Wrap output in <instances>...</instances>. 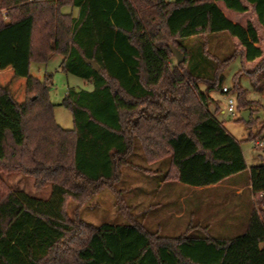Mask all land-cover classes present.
<instances>
[{"label": "trees", "instance_id": "obj_1", "mask_svg": "<svg viewBox=\"0 0 264 264\" xmlns=\"http://www.w3.org/2000/svg\"><path fill=\"white\" fill-rule=\"evenodd\" d=\"M257 23L264 28V0H0V172L31 175L37 189L54 184L44 201L4 192L0 177V264H264V211L256 206L234 238H167L130 218L92 225L66 210L70 198L85 202L104 187L125 207L115 184L135 140L151 162L170 157L166 181L203 188L249 171L254 204H264V162L249 168L241 142L207 109L237 56L264 98ZM223 31L240 49L201 76L184 41ZM170 42L186 55L182 63H171ZM59 54L65 72L93 84L63 97L72 129L54 115L51 75L41 80L31 68ZM240 77L238 107L250 109Z\"/></svg>", "mask_w": 264, "mask_h": 264}, {"label": "rangeland", "instance_id": "obj_2", "mask_svg": "<svg viewBox=\"0 0 264 264\" xmlns=\"http://www.w3.org/2000/svg\"><path fill=\"white\" fill-rule=\"evenodd\" d=\"M62 11L78 14V9L71 6L63 7ZM257 27L261 31L264 46V28L258 23ZM184 43L191 48L188 57L190 64L195 65L196 71L201 76L207 77H211L214 69L219 65L224 66V62L236 55L240 49L235 39L226 31L212 33L209 36L192 37L185 39ZM61 61L62 55H57L47 63L33 62L31 68L32 73L41 80H44L46 75H51L50 99L56 105L54 115L60 125L72 129L73 115L61 105L63 97L71 87L91 90L92 82L65 72L60 67ZM171 63L173 65L178 63L173 55ZM254 66L249 65L247 68ZM239 74L240 85L246 90L247 99H251L253 104L250 109L238 107V115L233 117L228 113L227 100L228 97H233L238 105L234 83ZM224 76L225 82L222 86H227L231 90L230 95L222 93L221 88L212 91L219 106L216 116L234 138L241 142L248 164L251 167L261 164L264 162V131L260 133L264 127V98L254 90L251 79L243 73L239 56L225 69ZM200 87L205 89L206 85L202 83ZM247 110H251L250 120L253 119L250 125L242 119V113ZM127 161L129 163L122 168V179L115 184L117 190L123 192L124 210L120 208L119 200L112 190L104 187L85 202L78 203L70 198L66 210L71 220L82 219L92 225H100L126 224L130 218L161 237L175 238L189 234L200 238H234L246 231L254 205L257 210L264 211V204L253 205L249 199H245L242 204L238 202L236 192L231 187L238 181L246 189L251 182L249 171L237 174L216 188L211 186L201 188L176 181H166L164 174L171 164L170 157L156 162L147 160L139 140H135L134 150ZM0 177L4 182V192H24L44 201L53 196L54 184L51 181L43 188L37 189L34 177L22 172L10 173L2 170ZM248 193L249 190L246 189V195Z\"/></svg>", "mask_w": 264, "mask_h": 264}, {"label": "crops", "instance_id": "obj_3", "mask_svg": "<svg viewBox=\"0 0 264 264\" xmlns=\"http://www.w3.org/2000/svg\"><path fill=\"white\" fill-rule=\"evenodd\" d=\"M79 11V10H78ZM59 55H62V54H59ZM55 56H57V55H55ZM64 60V56L62 55V61ZM62 61H61V64H62ZM61 64H60V67H61ZM62 68V67H61ZM92 87H93V84H92ZM203 89V88H202ZM201 89V90H202ZM208 95H210L211 96V100L208 102V104H207V109H208V111H210L211 113H213L215 116H216V110L219 108V106H218V103H217V100L213 97V95H212V92H210V93H208ZM216 118H217V116H216ZM218 119V118H217ZM220 120V119H219ZM242 146V145H241ZM243 150V149H242ZM243 155H244V151H243ZM246 158V157H245ZM247 161V160H246ZM247 164H248V162H247ZM248 167L250 168L251 166L248 164ZM232 178V177H231ZM231 178H229V179H227L226 181H224V182H227L228 180H230ZM223 182V183H224ZM163 184V183H162ZM222 184V183H221ZM221 184H219V185H213V186H211V187H218V186H220ZM232 189H234L235 190V196H236V199L238 200V202L240 201V203L242 204V203H244V200L246 199V200H250L252 203H253V205H254V196H253V189H252V186H251V182L248 184V186H247V190H249V193L246 195V189L243 187V186H241L240 185V183H238V181H236V183H234L232 186ZM247 203H248V201H247ZM255 206V205H254ZM237 208H239V206H237Z\"/></svg>", "mask_w": 264, "mask_h": 264}, {"label": "water", "instance_id": "obj_4", "mask_svg": "<svg viewBox=\"0 0 264 264\" xmlns=\"http://www.w3.org/2000/svg\"><path fill=\"white\" fill-rule=\"evenodd\" d=\"M169 49L172 50L176 60L178 63H182L184 60H185V55L184 53L177 47H175L173 44H169ZM90 65L92 64L93 67H95L96 70H100L101 67L97 64V62L95 60H91L88 62ZM250 114H251V110H247V111H244L242 113V119L248 123L250 121Z\"/></svg>", "mask_w": 264, "mask_h": 264}, {"label": "built area", "instance_id": "obj_5", "mask_svg": "<svg viewBox=\"0 0 264 264\" xmlns=\"http://www.w3.org/2000/svg\"><path fill=\"white\" fill-rule=\"evenodd\" d=\"M3 14H4V16L7 15L6 12H4ZM230 90L231 89L229 87L224 86L222 88V93L230 95ZM227 110H228V113H230V115H232L233 117H235V116L238 115V105H237V101H236L235 98L228 97V100H227Z\"/></svg>", "mask_w": 264, "mask_h": 264}]
</instances>
